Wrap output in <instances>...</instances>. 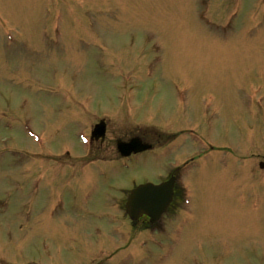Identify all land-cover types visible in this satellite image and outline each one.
Masks as SVG:
<instances>
[{"label":"rangeland","instance_id":"374dc122","mask_svg":"<svg viewBox=\"0 0 264 264\" xmlns=\"http://www.w3.org/2000/svg\"><path fill=\"white\" fill-rule=\"evenodd\" d=\"M101 116L154 149L79 185ZM260 162L264 0H0V264H264ZM183 163L161 248L96 219Z\"/></svg>","mask_w":264,"mask_h":264},{"label":"water","instance_id":"95a60500","mask_svg":"<svg viewBox=\"0 0 264 264\" xmlns=\"http://www.w3.org/2000/svg\"><path fill=\"white\" fill-rule=\"evenodd\" d=\"M105 132V124L101 122L96 125L93 136L98 138L103 136ZM151 146L142 144L139 139H132L128 143H118V148L123 155H128L131 152H140L149 149ZM174 179L159 184V185H142L136 188L126 205L128 214L132 220L137 219L142 214H147L154 222L163 212L166 211L173 196Z\"/></svg>","mask_w":264,"mask_h":264},{"label":"flooded vegetation","instance_id":"af4514ba","mask_svg":"<svg viewBox=\"0 0 264 264\" xmlns=\"http://www.w3.org/2000/svg\"><path fill=\"white\" fill-rule=\"evenodd\" d=\"M109 139V138H108ZM112 139V138H111ZM115 138L113 137V140H114ZM108 142V143H107ZM107 143V144H106ZM109 141L107 140V138H105V140L103 141V142H99V145H100V147H101V154H102V156H103V161H104V152L106 153L107 152V148H108V145H109ZM104 147H105V151H104ZM179 195V194H178ZM173 210H175V209H179V208H176V207H173L172 208Z\"/></svg>","mask_w":264,"mask_h":264}]
</instances>
